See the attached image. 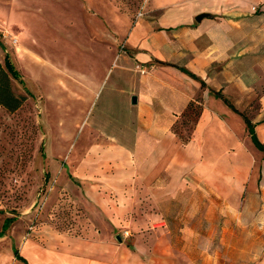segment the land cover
Returning a JSON list of instances; mask_svg holds the SVG:
<instances>
[{
	"label": "crops",
	"instance_id": "crops-1",
	"mask_svg": "<svg viewBox=\"0 0 264 264\" xmlns=\"http://www.w3.org/2000/svg\"><path fill=\"white\" fill-rule=\"evenodd\" d=\"M147 11L125 32L89 31L90 42L104 51L89 58V95L85 85L40 77L42 83L46 80L44 91L71 120L89 109V157L77 176L85 179L89 209L98 206L102 216L116 218L114 227H121L118 218L131 211L168 216L174 200L199 199V193L190 197L189 181L182 182L191 169L199 170L194 184L212 182L202 170H213L214 183L221 180L222 153L247 151L249 132L240 114L255 99L260 109L249 107L247 117L264 143V4L151 0ZM25 61L40 72V65L48 63L41 56ZM106 80L110 90L102 97ZM191 103L201 105V111L193 137L184 145L175 126ZM229 166L239 164L235 160ZM0 211V264H25L15 258V249L27 264H198L188 240L175 235L186 228L165 224L160 225L165 241L138 236L129 246L104 235L83 239L49 232L45 243L28 239L20 251L16 243L21 238L11 227L16 218ZM7 219L15 220L5 228ZM233 248L226 261L221 253L215 256L214 264H247L233 259L240 253Z\"/></svg>",
	"mask_w": 264,
	"mask_h": 264
},
{
	"label": "rangeland",
	"instance_id": "rangeland-1",
	"mask_svg": "<svg viewBox=\"0 0 264 264\" xmlns=\"http://www.w3.org/2000/svg\"><path fill=\"white\" fill-rule=\"evenodd\" d=\"M241 1L264 4V0ZM149 4L151 0H0V62L4 64L5 55H10L24 82L12 80V87L27 98L13 114L0 108V210L5 217L16 218L11 227L21 238L16 243L20 251L28 239L45 243L49 232L83 239L120 237L129 246L138 236L165 241L160 227L165 224L186 228L175 235L188 240L198 264H214L220 253L226 261L224 256L230 257L233 247V253L240 252L233 255L236 262L264 264V153L252 148L247 133V151L222 153V178L217 183L213 170H202L211 183L194 184L197 169L183 176L182 182L189 181L190 197L199 193V199L174 200L168 216H139L131 211L118 218L121 227H114L116 218L102 216L98 206L89 209L85 200V179L77 173L89 157V109L71 120L52 102L39 79L47 76L82 84L89 95V58L104 53L90 42L89 31L125 32L147 14ZM39 55L48 61L40 65L41 72L25 61L27 57L39 61ZM105 85L102 97L110 90V84ZM249 107L257 111L260 104L255 99ZM249 107L243 112L246 116L251 114ZM200 111L196 103L175 126L182 144L193 137ZM235 160L238 168H230L229 162ZM249 162L252 165H246Z\"/></svg>",
	"mask_w": 264,
	"mask_h": 264
},
{
	"label": "trees",
	"instance_id": "trees-1",
	"mask_svg": "<svg viewBox=\"0 0 264 264\" xmlns=\"http://www.w3.org/2000/svg\"><path fill=\"white\" fill-rule=\"evenodd\" d=\"M191 76L195 78L194 75H191ZM12 80H18L22 84L19 72L16 70V68L12 64L10 57L6 55L4 58V64L0 62V108H3L10 114L17 112L27 100L26 96H23V95L19 96L15 93L12 87ZM202 85L203 87H205L204 83H202ZM216 96L222 98L225 101V103H227L231 108H233L229 104L227 99L224 98L221 94L217 93ZM194 106H195V103H191L189 106V109L192 110ZM240 115L243 117L246 123L249 136L254 146L256 147L257 150L264 153V143H261L259 141L256 135V132H255V126L253 125L251 120L246 115H244L243 113ZM14 220L15 219H7L5 221L4 227L5 228L8 227ZM14 254L17 260L27 264L26 260L20 256L18 250L15 249Z\"/></svg>",
	"mask_w": 264,
	"mask_h": 264
},
{
	"label": "bare ground",
	"instance_id": "bare-ground-1",
	"mask_svg": "<svg viewBox=\"0 0 264 264\" xmlns=\"http://www.w3.org/2000/svg\"><path fill=\"white\" fill-rule=\"evenodd\" d=\"M17 55H18V54H17ZM17 57H18V56H17ZM50 68H51V67H50ZM42 69H43V68H42ZM43 73H44V72H43ZM46 75H47V74H46ZM53 75H54V73H53ZM41 76H42V75H41ZM49 76H50V75H49ZM42 77H43V76H42ZM52 77H53V76H52ZM43 78H46V80L48 79L47 76H46V77L44 76ZM49 78H51V77H49ZM39 80H40V79H39ZM43 80H44V82L46 81L45 79H43ZM48 81H51V80H48ZM46 83H47V82H46ZM41 84H43V83L41 82ZM50 85H51V84H50ZM57 85H58V84H57ZM56 88L58 89V87H56ZM59 88H60V87H59ZM77 88H78V87H77ZM57 89H56V91H57ZM52 90L55 91V89H53V88H52ZM65 90H66V89H65ZM58 91H59V90H58ZM63 92H64V91H63ZM63 92H62V95H64ZM58 93H59V92H58ZM65 94H66V92H65ZM75 94H76V93H75ZM51 95H52V94H51ZM73 95H74V94H73ZM52 96H54V95H52ZM52 96H51V97H52ZM56 96H57V95H56ZM70 96H72V95H70ZM83 97H84V96H83ZM77 98H78V97H77ZM78 99H79V98H78ZM79 101L81 102L82 100L79 99ZM80 102H79V103H80ZM47 109H48V107H47ZM83 109H84V108H83ZM83 109H82V110H83ZM48 111H49V110H48ZM70 112H71V111H70ZM49 115H50V114H49ZM47 116H48V115H47ZM51 119H52V118H51ZM83 119H84V118H83ZM49 120H50V119H49ZM50 121H51V120H50ZM81 121H82V119H81ZM49 123H50V122H49ZM61 127H62V126H61ZM65 133H66V132H65ZM67 133H68V132H67ZM75 134H76V133H75ZM83 134H84V133H82L81 135H83ZM69 135H70V134H69ZM84 135H85V134H84ZM74 136H76V135H74ZM70 137H71V136H70ZM71 139H72V137H71ZM80 139H81V138H80ZM73 140H74V139H73ZM75 140H76V139H75ZM70 141H71V140L67 141V143H69ZM57 144H58V143H57ZM64 144H65V143H64ZM65 145H66V144H65ZM83 145H84V144H83ZM68 147H69V145H68Z\"/></svg>",
	"mask_w": 264,
	"mask_h": 264
},
{
	"label": "water",
	"instance_id": "water-1",
	"mask_svg": "<svg viewBox=\"0 0 264 264\" xmlns=\"http://www.w3.org/2000/svg\"><path fill=\"white\" fill-rule=\"evenodd\" d=\"M203 18V16H201L200 18H199V20H201ZM118 240H120L121 241V238L120 237H118Z\"/></svg>",
	"mask_w": 264,
	"mask_h": 264
},
{
	"label": "built area",
	"instance_id": "built-area-1",
	"mask_svg": "<svg viewBox=\"0 0 264 264\" xmlns=\"http://www.w3.org/2000/svg\"><path fill=\"white\" fill-rule=\"evenodd\" d=\"M0 31H2V30H0Z\"/></svg>",
	"mask_w": 264,
	"mask_h": 264
}]
</instances>
